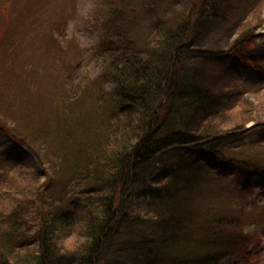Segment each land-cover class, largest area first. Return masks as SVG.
Masks as SVG:
<instances>
[{"label":"trees","instance_id":"trees-1","mask_svg":"<svg viewBox=\"0 0 264 264\" xmlns=\"http://www.w3.org/2000/svg\"><path fill=\"white\" fill-rule=\"evenodd\" d=\"M149 1L94 0L87 21L108 52L91 96L115 101L101 156L89 159V148L77 145L67 193L64 176L46 168V136L2 128L31 158L0 175V264H219L229 256L243 258L247 236L239 224L255 190L247 179H264V133L247 129L248 121H258L251 111L256 108L249 100H229L220 74L206 63H223L227 49L254 42L263 23L252 14L258 0H244V15H238L240 0H159V8ZM3 6L0 0V44L21 20L7 16L6 22ZM228 21L240 30L237 37L227 42L218 36L215 48L198 44L200 24L222 35L216 29ZM75 60L57 64L65 75L60 100L72 97L65 82L87 76ZM195 60L200 67L191 66ZM100 82L111 83L107 94H98L105 91ZM10 86L31 90L33 82ZM224 180L228 189L240 188L237 215L220 205L234 198ZM140 192L149 197L140 199Z\"/></svg>","mask_w":264,"mask_h":264},{"label":"rangeland","instance_id":"rangeland-1","mask_svg":"<svg viewBox=\"0 0 264 264\" xmlns=\"http://www.w3.org/2000/svg\"><path fill=\"white\" fill-rule=\"evenodd\" d=\"M152 2L156 8L161 5V0L160 5L159 0L149 1L154 6ZM12 3L16 7L11 9ZM93 3L94 0H4L6 18L8 16L10 20H21L20 23L17 21L16 26L6 34L4 43L0 44V103L4 106L0 112V175L8 169L14 170L22 163H28L31 158L24 147L5 135L2 130L5 124L9 129L23 127L20 129L27 135L33 133L46 136L47 157L50 162L46 168L50 173L53 172L54 177L64 176L61 181V187H65L63 193H67L75 180L70 178L68 170L75 165L73 161L77 156L75 152L78 144L89 148L87 158H93L92 155L95 154L101 156L106 139L103 130L109 121L108 114L115 100L108 97L93 100L91 96L97 84L95 78L101 71L102 60L108 52V48L99 45L100 32L87 21L94 8ZM162 3L166 2L162 0ZM244 3L248 4L240 0L238 15L245 14L242 10ZM252 14L263 17L262 27L253 33L256 34L254 42L247 46L246 40H243L240 47L227 49V58L223 63L205 61L206 64H213V68L220 74L217 77L222 86L220 89L228 94L229 100H249L251 106L256 108L251 111L258 121L250 120L246 127L253 135H258L264 133V124L260 125L264 121V106L258 108V104L264 102V0H258V9ZM231 24L232 21H228L222 27L214 28L222 35L211 32L208 24H200L195 33L198 44L204 42L203 45L215 48L216 37L223 36L224 41L237 37L240 30ZM255 25L256 22L250 25V31ZM205 39L208 40L205 42ZM77 52H80L79 55ZM249 55L254 56L256 62L249 60ZM64 59L69 62L76 59L79 68L83 70L82 74L87 75L84 80L77 78L78 81L75 80L72 84L65 82L64 88L68 87L65 93L72 96L71 100L59 99L63 90V84L59 82L64 80L65 75L62 70L57 69V64ZM199 62L195 60L191 66L200 67ZM230 65H233V70H227ZM10 82L20 83L22 87L33 82L32 91L26 87L16 89L17 87L10 86ZM100 84H103L105 91L98 94H107L112 88L109 82ZM82 89L84 90L77 92ZM74 93L76 96H73ZM63 101L68 102L63 104ZM225 104L230 105L226 100ZM82 162L87 167L86 161ZM247 183L254 185L255 190L243 204V209L248 206L249 214L241 218L239 224L240 233L247 236L246 252L244 251L243 258L240 255L229 256L219 264H264V179L253 175L247 179ZM221 184L226 187V180ZM4 186L5 182L0 177V190ZM225 190L227 196L234 198L225 201L231 203L221 201L222 210L227 214L237 215L233 206L240 199L235 198L239 196L240 188L233 187L231 191L226 187ZM67 197L65 194V200ZM139 197L144 199L149 195L147 192H140ZM251 201H256V205L261 206L253 208ZM215 207L218 209L216 212H221L217 202ZM252 211L255 213L253 216L250 214Z\"/></svg>","mask_w":264,"mask_h":264}]
</instances>
